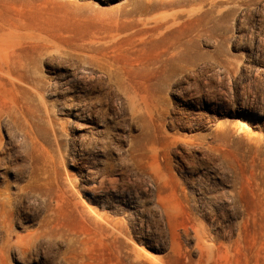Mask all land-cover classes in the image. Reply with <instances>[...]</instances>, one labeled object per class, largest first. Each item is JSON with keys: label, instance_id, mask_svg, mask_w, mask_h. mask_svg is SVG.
Instances as JSON below:
<instances>
[{"label": "rangeland", "instance_id": "rangeland-1", "mask_svg": "<svg viewBox=\"0 0 264 264\" xmlns=\"http://www.w3.org/2000/svg\"><path fill=\"white\" fill-rule=\"evenodd\" d=\"M0 152V264H264V0H0Z\"/></svg>", "mask_w": 264, "mask_h": 264}, {"label": "bare ground", "instance_id": "bare-ground-1", "mask_svg": "<svg viewBox=\"0 0 264 264\" xmlns=\"http://www.w3.org/2000/svg\"><path fill=\"white\" fill-rule=\"evenodd\" d=\"M10 117H11V116H10ZM20 129H21V131L23 132V130H24V129H23V127H22V126H20ZM24 132H25V131H24ZM26 132H27V131H26ZM0 154H1V152H0Z\"/></svg>", "mask_w": 264, "mask_h": 264}]
</instances>
